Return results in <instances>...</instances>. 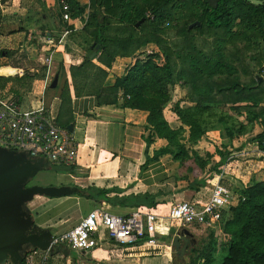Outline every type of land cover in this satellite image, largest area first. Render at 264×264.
<instances>
[{"label": "trees", "instance_id": "16d2710c", "mask_svg": "<svg viewBox=\"0 0 264 264\" xmlns=\"http://www.w3.org/2000/svg\"><path fill=\"white\" fill-rule=\"evenodd\" d=\"M56 1L60 4L61 0ZM63 1L70 22L62 25V32H71L69 36L85 56L79 65L70 66L67 74L60 66L55 74L56 88H46V93L56 92L59 100L54 112L58 127L69 129L72 124L73 97L92 96L99 106L146 112V162L141 169H146L148 162L170 158L180 172L175 183L187 182L186 176L193 175L187 191L194 193L205 189L227 164L234 139L252 136L249 141L264 154V0H220L216 9L206 0H88L86 5L80 0ZM35 2L44 9L41 0ZM140 20L143 22L136 27ZM77 21L83 24L80 31L73 27ZM197 22L199 26L190 28ZM23 30L19 27L15 32ZM150 45L152 55L137 60L112 86H105L117 58L135 60L136 54ZM3 54L10 59L15 52ZM45 70L42 67L37 75L25 73L21 78L0 77V94L12 83V96L22 99L18 89L29 90L35 79L43 81ZM174 88L184 92V99L171 107L180 124L177 128L171 127L164 115ZM255 128L260 132L254 134ZM210 132L218 133L220 144L203 159L194 148ZM155 139L164 140L166 146L150 159L147 151ZM214 156L219 162L207 173ZM221 184L239 198L235 207L221 213L217 229L224 236L221 253L214 255L215 236L189 264H264V182L235 186L226 182L225 176ZM75 194L98 206L106 203L113 208L160 214L169 193L120 196L119 189L91 187ZM189 251L192 249L186 255ZM38 252L26 253L24 264Z\"/></svg>", "mask_w": 264, "mask_h": 264}, {"label": "crops", "instance_id": "0c3cea01", "mask_svg": "<svg viewBox=\"0 0 264 264\" xmlns=\"http://www.w3.org/2000/svg\"><path fill=\"white\" fill-rule=\"evenodd\" d=\"M41 1L44 6L42 10L34 0L30 5L22 0H8L0 4V51L15 52V55L10 59L0 55V65H19L0 67V69H10L13 72L11 75H0V77L21 78L24 76L25 71L23 72V68L20 65H44V59L49 56L53 69H58L62 66L66 74L70 66L80 64L82 57L75 55V61L66 65L70 60L69 55L72 54V51L67 46L66 41H61L62 25L64 23L62 22L59 2L56 0ZM86 3L87 0H80V4L86 5ZM36 13L39 14L36 15ZM39 16L41 17L39 27L43 28L40 32L36 30L35 26ZM19 27L24 30L15 32ZM73 27L75 31H80L82 28L78 21L74 22ZM36 32L39 35H35ZM73 45L75 44L73 43ZM35 47H39V49L37 48L38 50H36ZM75 47L77 46L75 45ZM130 61L132 60L129 58H117L108 71L105 86H112L117 78L123 77L130 67L128 65ZM27 74L33 75L31 71ZM67 80L69 82L68 75ZM11 87L12 83H8L3 93L12 96ZM26 89H18L20 95L26 94L24 101L27 106L29 104L32 105V103L35 105V101L40 98L43 91V81L35 79L31 83L30 89ZM45 92L46 90L44 91L45 101L54 113L59 104V100L56 97L57 94L51 91ZM71 111L73 122L69 126V130L78 144V159L75 168L66 169L72 172L70 174L66 173V175L71 180L72 185L76 186L77 190L75 193L78 192V189L86 190L91 187L119 189L122 192L120 196L137 195L145 192L154 194L157 189L164 191L161 188L164 187L169 178L168 170L163 163L164 157L157 161L148 162L146 169H141L146 162L145 143L143 141V137L148 134L145 130L148 116L146 112L121 109L113 105L99 106L97 99L92 96L73 97ZM174 123L178 124L176 121ZM257 133H259L258 128L255 129L254 134ZM249 137L245 136L233 140L232 147L229 149V160L227 164L221 167L222 170L227 165L226 182H231L235 186H248L252 182H264V154L257 149L254 143L247 140ZM219 144L220 139L217 132H210L205 136L206 153H213L215 147ZM164 146H166L164 140L155 139L148 148V158L151 159L154 152ZM211 160L215 165L219 162V157L214 156ZM208 188H210L209 182L205 187V192H209L205 202L210 196L211 189ZM75 193L55 199L37 197L27 204V206L32 205L29 212L37 227L48 230L51 236L66 232L59 227L61 220L57 224L55 221L60 218L63 219L76 205L79 206L80 219L93 209L100 207H104L112 214L115 211H119L121 212L120 215H127L132 211H137L118 207L113 208L106 203L95 207L94 205L97 204L88 200L86 201L92 204V208L90 211H83L81 207L83 198L77 197ZM189 193L195 195V197L199 194ZM36 204L43 205L42 209L39 210V206ZM186 230L191 234L194 231V229ZM191 240H193V235ZM160 244V246L164 247L172 246V241H169V245L161 242ZM112 248L124 249L125 251L146 249L142 245H137L133 248H121L111 241L103 242L102 245L89 253L73 251L69 247L61 246L57 252L49 257V263L111 264L112 261H110L107 253L113 256ZM188 249L189 247L186 249V253ZM42 255L43 252L40 251L36 256L38 257V264L41 263ZM157 258H163V256ZM123 261L125 260H118L117 263H122ZM139 264H143V262H139ZM166 264H168L167 260Z\"/></svg>", "mask_w": 264, "mask_h": 264}, {"label": "built area", "instance_id": "2783aa9c", "mask_svg": "<svg viewBox=\"0 0 264 264\" xmlns=\"http://www.w3.org/2000/svg\"><path fill=\"white\" fill-rule=\"evenodd\" d=\"M1 1V0H0ZM8 1V0H7ZM62 22L68 24V5L60 1ZM64 30L61 41L70 34ZM45 77L43 91L35 105H26L6 93L0 94V147L23 153L31 160H42L51 166L75 168L78 159V144L69 129H62L55 122V115L45 101L44 91L51 84L52 65L50 56L44 59ZM227 165L208 182L210 196L205 201L173 204L166 213H142L132 211L116 215L104 207L95 208L70 230L51 236L49 246L43 251L40 264H50L49 257L61 246L73 251L91 252L105 241L121 248L142 245L145 248L160 247L159 237H165L171 226L176 233L182 229L200 228L217 231L221 213L238 204L239 198L221 182L225 179ZM207 182V183H208ZM165 249L170 251L171 245ZM29 259H25L26 264Z\"/></svg>", "mask_w": 264, "mask_h": 264}, {"label": "rangeland", "instance_id": "374dc122", "mask_svg": "<svg viewBox=\"0 0 264 264\" xmlns=\"http://www.w3.org/2000/svg\"><path fill=\"white\" fill-rule=\"evenodd\" d=\"M26 1L28 5L30 3H33V0H22ZM35 1V0H34ZM88 4V0L87 3ZM82 5V4H81ZM85 5V4H83ZM34 7V6H33ZM39 14V13H38ZM40 16L37 18L38 25L36 26V30L40 32ZM80 26L83 27V24L80 22ZM39 28V29H38ZM82 29V28H81ZM75 30V29H74ZM35 35H39V33L36 32ZM70 35V34H69ZM42 36V35H41ZM68 38V39H67ZM63 41L67 43V46L69 49L72 51V54L69 55V62L66 65H69L70 63H73L75 61V55H79L82 57L81 62L85 56V51L81 47H75L73 45L72 38L69 36H66ZM75 44V43H74ZM65 45V44H64ZM152 45L145 47L142 49L140 52H138L135 56V60L133 59L132 61L129 62L128 65H133L137 60L141 61L144 60V56L147 55H152ZM36 50L39 49V47H35ZM38 48V49H37ZM77 56V57H79ZM161 59L159 58V63H161ZM80 62V63H81ZM79 65V64H78ZM10 66H19V65H10ZM23 68V72L25 73L32 72L33 74L37 75L40 73V69L44 67V65H20ZM25 68V69H24ZM58 68V67H56ZM33 69V70H32ZM59 69V68H58ZM58 69H51L52 72V77H51V82L53 78L56 76V72ZM13 72L10 69H0V75H11ZM46 93V92H45ZM46 95V94H45ZM22 98L25 100L26 94L22 96ZM184 99V92L181 91L179 88H174L171 90V101L170 103L165 107L164 110V115L169 124L173 128L179 127V123L176 124L174 121L176 120V117L174 114L171 112V107L176 103V102H181V100ZM182 107L188 106L185 103L180 104ZM256 129V128H255ZM260 132V131H259ZM252 136L247 138V140H250ZM255 145V144H254ZM256 146V145H255ZM198 155L205 159L206 157V152H205V137L201 139V141L198 143V145L194 148ZM212 150V149H211ZM217 161V160H216ZM163 163L165 164V168L168 170L169 178L167 179V182L164 184V187L161 189L164 190V192L169 193L168 197L164 198L163 200L167 202V204H164L160 207L159 211H164L165 213L167 212L166 209L173 205V204H178L181 202H193V201H205L207 198L209 192H205V189H202L198 195H193L187 191V186L188 183H190L193 179V175L188 174L186 177L189 179L187 182H176V177L180 175V172L178 170V165L173 163L170 158L164 157ZM210 164L207 166L206 171H208L214 166L213 161L210 159ZM66 173H72L70 170L63 169L62 167H57V166H51L50 164L46 163L45 167L37 173V175L31 179L29 182L28 186H38V187H61V186H68L71 188H76V186H73L71 183V180L67 177ZM208 176V175H206ZM202 177H205V173ZM201 177V178H202ZM160 189V188H159ZM210 189V188H208ZM157 191H160L157 189ZM187 192V193H186ZM186 193V194H184ZM73 195V194H72ZM37 197L34 198V200ZM48 199V198H47ZM41 201V200H39ZM29 204V203H28ZM37 205V204H36ZM32 206V205H31ZM31 206H26L25 210L29 212V209ZM39 206L38 209H42L43 205H37ZM95 207L98 205H94ZM93 206V207H94ZM81 207L83 208V211L86 210H91L92 204L90 202H87L86 200L82 199L81 200ZM163 209V210H162ZM114 214H121L119 211H115ZM59 227L63 231H68L72 229L79 221H80V212H79V206L73 207L70 212L63 218V219H58L56 222L60 221ZM176 227L171 226L167 232H166V238L165 237H159L158 240L161 243H166L169 245V241H172L174 235L176 234ZM193 235V243L189 247V249H192V252L189 251L187 255H183L182 259H178L176 257V253L174 252L173 249L170 251H167L164 246H160L157 248H146V249H132V250H124V249H119V248H112V255L107 253L108 257L110 258V261H112L111 264H139V262H143V264H166V260L168 264H189L191 259L194 257H197L202 253V251H205L206 248L209 247V245L212 243L214 237L216 238V245H215V251L214 255L217 257L221 253V248L223 244V239L224 236L219 233L218 231L215 232V234L212 235V232L206 231L200 228H194V231L192 233ZM162 238V239H161ZM161 239V240H160ZM170 239V240H169ZM110 242V241H107ZM110 244V243H107ZM107 247V246H106ZM97 250V249H96ZM33 249L27 248L26 251L23 253V256L28 253H32ZM194 251V252H193ZM89 253V252H87ZM159 256H163V258H157ZM157 259H153V258ZM36 258V261H35ZM38 257L36 256H31L30 261L28 264H38L39 261L37 260ZM160 259V260H159ZM118 260H125L122 263H117ZM10 264V263H8Z\"/></svg>", "mask_w": 264, "mask_h": 264}, {"label": "water", "instance_id": "95a60500", "mask_svg": "<svg viewBox=\"0 0 264 264\" xmlns=\"http://www.w3.org/2000/svg\"><path fill=\"white\" fill-rule=\"evenodd\" d=\"M5 1L1 0L0 4ZM219 1L206 0L211 9H216ZM142 22L140 20L136 27ZM195 26L199 23L190 25V28ZM0 55H4L3 52L0 51ZM57 82L55 76L49 88L55 89ZM45 165L42 160H31L23 153L0 147V264H24L23 253L27 248L46 251L49 246L51 233L37 227L30 212L25 210L28 203L35 197L62 198L77 190L68 186H28ZM191 239L192 234L186 229L174 235L172 248L178 259L186 254V249L193 243Z\"/></svg>", "mask_w": 264, "mask_h": 264}]
</instances>
